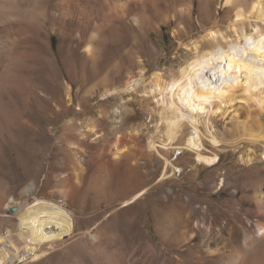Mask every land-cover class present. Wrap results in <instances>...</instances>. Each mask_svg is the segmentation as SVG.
Segmentation results:
<instances>
[{
    "label": "bare ground",
    "instance_id": "6f19581e",
    "mask_svg": "<svg viewBox=\"0 0 264 264\" xmlns=\"http://www.w3.org/2000/svg\"><path fill=\"white\" fill-rule=\"evenodd\" d=\"M189 4L186 5L188 12ZM139 5L140 0H58L46 12L52 24L67 37L65 41L71 42L72 50H75V44L85 47L84 56L92 77L105 75L103 78L106 84L100 95L104 102L100 108L105 107L100 111L101 118L87 119L89 124L79 135L83 138L80 139L82 145L85 139L95 138L96 152L91 161L78 151L80 146L68 141L76 147L70 148L75 153V166L65 179H57L55 189L48 190L49 199L37 198L44 183L34 179L22 186L17 198H9L6 208L15 206L18 209V222L6 234H0V264L36 262L51 255L59 246L80 237L90 241L99 238L91 230L79 232L74 211L65 205L67 202H76L78 197L87 193L84 192L86 183L94 176L87 169V166L92 165L91 162L103 161L106 170L100 171L105 175L116 174L117 187L124 193L122 197L129 196L122 202L124 207L138 204L147 209V170L158 156L163 159L160 175L163 182L178 177L181 169L188 167L187 179L197 182L204 169L214 168L204 176V181L208 184L218 178L217 187L220 185L223 193L220 201L222 206L223 203L227 205L226 209L219 208L217 217L209 221L208 216L212 214L215 203L208 200L207 206L201 207V218L194 219L196 226H193L192 219L197 212L190 208L180 234V242L185 243L186 250L178 255L174 253L176 259L173 258L172 262L264 264V0H225L228 12L234 14L227 22V28L218 22L209 26L202 39L204 43L195 40L193 54L184 59L175 72L163 73L156 66L149 70L151 86L143 92L151 96V101L156 100L159 109L155 128L148 135L142 157H138L140 152L136 150L140 137L138 130L126 134L131 144H123V133L128 123L135 118L130 105L123 101L129 91L144 83L149 63L143 58L153 56V48L148 43L140 44L134 36V53L139 63L131 65V68L133 66L132 69L139 72L133 74L127 82L120 77L119 80L108 79L118 64L117 59L121 61L119 65L125 66L128 72L132 70L123 63L130 42L124 34L117 32L120 25L141 24V17L136 13ZM68 16L76 21L72 22ZM68 23L71 25L69 28ZM226 29H231L232 35L224 34ZM17 42L19 40L15 38L10 44L13 47ZM72 89V85L65 86L66 95L74 100ZM92 99L91 95L84 104L90 103ZM239 99L247 105L252 104L258 114L248 112L241 115L239 111L229 114V109ZM55 103L57 110L53 113L64 122L70 116L77 115L66 107L64 101L55 100ZM223 105L229 107L223 110ZM95 110L91 108L88 113L94 114ZM220 111L221 121L217 118ZM65 126L68 129L75 127L67 122ZM201 126L209 135L213 149L206 148ZM247 142L248 147L254 150L260 148V156L252 151L240 152ZM178 150H182L183 155H193L194 161L185 158L176 163L171 162V154ZM224 152H228L231 157L240 152L239 159L245 164L246 173L241 175L244 180L233 176V167L218 166L221 162L218 160ZM66 156L60 161L67 163ZM96 172L101 173L98 170ZM92 183L89 189L97 194L106 187L99 182ZM254 217L257 222L250 225L249 221ZM237 243L245 244V247L234 248Z\"/></svg>",
    "mask_w": 264,
    "mask_h": 264
},
{
    "label": "rangeland",
    "instance_id": "374dc122",
    "mask_svg": "<svg viewBox=\"0 0 264 264\" xmlns=\"http://www.w3.org/2000/svg\"><path fill=\"white\" fill-rule=\"evenodd\" d=\"M57 1L0 0V234H6L18 222V209L15 206L6 207L9 198H17L22 186L33 179L44 183L37 198L49 199V191L56 188V181L65 179L68 172H72L76 158L71 149L76 147L68 141L80 146L78 151L89 161L96 152L95 138L85 139L86 142L82 145L80 139L83 138L79 135L89 124L88 118H101L100 111L105 106L100 108L104 102L100 95L103 85L106 84L103 78L105 75L93 78L90 66L85 60V47L72 44L76 46L72 50L71 42L65 41V34L48 18L46 12ZM187 4L190 5L189 12ZM136 13L141 17V24L120 25L117 33L124 34L130 42L125 52L128 54L123 61L130 70L133 68L131 65L139 63L134 53V36L140 44L148 43L153 48V56L143 58L149 63L144 83L129 91L125 95L127 101H123L130 105L131 113L135 116L123 133V144H131V139L126 134L138 130L140 137L136 150L139 149L140 152L138 157H142L148 135L155 128L157 108L159 109L156 100L151 101V96L143 92L151 86L149 70L156 66L163 73L175 72L178 65L193 54L195 40H199L200 44L204 43L202 39L209 26L218 22L227 28V22L234 14L228 12L225 0H140ZM69 17L71 18L68 16V19ZM71 20L76 21L72 18ZM69 24L68 28L71 27ZM226 30L224 34L232 35L231 29ZM15 38L19 42L13 48L10 42ZM116 61L118 67H113L115 71L110 72L109 80L121 78L127 82L133 74L139 72L133 69L128 72L125 66L119 65L120 60ZM67 85L73 87L74 100L66 95ZM91 95L92 101L85 105V100ZM55 100L64 101L66 107L71 108L77 115L70 116L65 122L57 118L53 113L57 110ZM247 104L239 99L233 103L229 114L239 111L241 115L248 112L257 115V109L252 104ZM228 107L224 106L223 110ZM91 108L96 109L94 114L88 113ZM218 113L220 116L218 114L217 118L221 121L222 113ZM66 122L74 124L75 127L68 129ZM201 129L203 135L205 134L203 138L206 148L213 149L209 135L202 126ZM248 144H243L240 152L252 151L260 156V148L257 147L256 152ZM240 152L234 157L224 152L218 160H221L218 166L233 167V176L244 180L242 176L246 173L245 164L240 160ZM64 156L68 158L67 163L60 161ZM185 158L194 161L193 155H183L182 150L171 154L173 163ZM162 162V157L154 158L151 168L147 170V209L138 204L124 207L122 202L129 196L122 197L124 193L117 187L116 174L105 175L100 171L106 170L103 161L91 162L92 165L87 166L90 175L102 174V177L91 176L84 189L87 193L80 197L82 199L78 197L76 202H67L65 205L74 211L79 232L91 230L99 238L90 241L86 237H80L74 242L59 246L47 257L22 264H175L172 262L173 258L176 259L175 254L186 250L185 243L180 242V234L190 208L197 212L192 219L193 226H196L194 219L201 218V207L207 206L208 200L215 203L212 214L208 216L209 221L217 217L219 208L226 209L227 205L223 203L222 206V200L220 201L223 193L221 186L217 187L218 178L208 184L204 181V176L214 168L204 169L197 182L187 179L189 167L182 168L178 177L163 182L160 176ZM97 170L101 173L96 174ZM90 181L92 184H104V191L97 194L89 189L92 187L91 183L88 185ZM256 222L257 218L254 217L249 224L255 225ZM244 245L237 243L233 247L242 249ZM231 249L233 252V248Z\"/></svg>",
    "mask_w": 264,
    "mask_h": 264
}]
</instances>
